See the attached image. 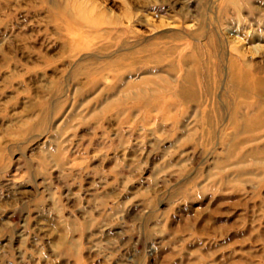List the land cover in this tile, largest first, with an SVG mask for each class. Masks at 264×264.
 <instances>
[{"label":"rangeland","instance_id":"rangeland-1","mask_svg":"<svg viewBox=\"0 0 264 264\" xmlns=\"http://www.w3.org/2000/svg\"><path fill=\"white\" fill-rule=\"evenodd\" d=\"M0 264H264V0H0Z\"/></svg>","mask_w":264,"mask_h":264}]
</instances>
